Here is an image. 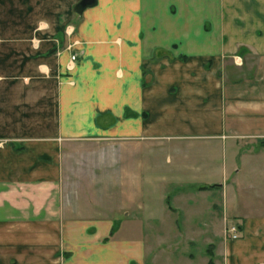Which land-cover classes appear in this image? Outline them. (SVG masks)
<instances>
[{
	"label": "crops",
	"instance_id": "1",
	"mask_svg": "<svg viewBox=\"0 0 264 264\" xmlns=\"http://www.w3.org/2000/svg\"><path fill=\"white\" fill-rule=\"evenodd\" d=\"M55 1L0 0V264H163L221 214L192 264H264V0H96L59 37Z\"/></svg>",
	"mask_w": 264,
	"mask_h": 264
},
{
	"label": "rangeland",
	"instance_id": "2",
	"mask_svg": "<svg viewBox=\"0 0 264 264\" xmlns=\"http://www.w3.org/2000/svg\"><path fill=\"white\" fill-rule=\"evenodd\" d=\"M78 1L79 0H76L71 4L70 10L58 9V20L60 21V23H62L61 31L57 34L58 37L63 35V30L65 32L70 24L75 23L76 16L80 12L76 9V4L78 3ZM55 2L57 4L58 0H56ZM46 12V10H40V16L42 14H46ZM70 13L72 14V16H70ZM43 16L44 17H42V19L47 17L45 15ZM205 24L208 25L207 22H205ZM215 31H218L217 27L215 28ZM248 144H250V142ZM252 144L255 146L264 145V137H257L256 140H253ZM242 177V179H245L247 183L252 179L259 178L257 177L256 171H245ZM224 219L225 218H222L221 214L220 218L215 219L213 226H209V224H203V218L201 217L191 218L190 220L189 218H183L184 224L188 223V221H195L200 222L203 225L199 224L201 226H193L191 228H187L186 226L179 227L180 230H183L181 233L175 232L174 230L171 233L164 232L161 234L152 235V244L158 245V251L160 250L159 252L163 253L162 256H160L161 263L175 264L172 261L177 258L182 259L183 264H192L193 262H199L200 257L202 255L204 256V254L207 252V249L212 248L220 241L227 243L230 238H228L225 234V225L228 221H239V219ZM177 264H180V262H177Z\"/></svg>",
	"mask_w": 264,
	"mask_h": 264
},
{
	"label": "built area",
	"instance_id": "3",
	"mask_svg": "<svg viewBox=\"0 0 264 264\" xmlns=\"http://www.w3.org/2000/svg\"><path fill=\"white\" fill-rule=\"evenodd\" d=\"M225 234L230 239H235L240 236L239 221H228L224 228Z\"/></svg>",
	"mask_w": 264,
	"mask_h": 264
},
{
	"label": "water",
	"instance_id": "4",
	"mask_svg": "<svg viewBox=\"0 0 264 264\" xmlns=\"http://www.w3.org/2000/svg\"><path fill=\"white\" fill-rule=\"evenodd\" d=\"M96 3V0H79L76 4V9L82 11L84 8Z\"/></svg>",
	"mask_w": 264,
	"mask_h": 264
},
{
	"label": "clouds",
	"instance_id": "5",
	"mask_svg": "<svg viewBox=\"0 0 264 264\" xmlns=\"http://www.w3.org/2000/svg\"><path fill=\"white\" fill-rule=\"evenodd\" d=\"M41 24H43V26H44L45 28L49 27V25H48V23H47L46 21H41Z\"/></svg>",
	"mask_w": 264,
	"mask_h": 264
}]
</instances>
